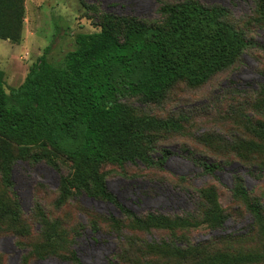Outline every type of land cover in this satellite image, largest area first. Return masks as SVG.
I'll list each match as a JSON object with an SVG mask.
<instances>
[{
  "label": "trees",
  "instance_id": "obj_1",
  "mask_svg": "<svg viewBox=\"0 0 264 264\" xmlns=\"http://www.w3.org/2000/svg\"><path fill=\"white\" fill-rule=\"evenodd\" d=\"M24 2L0 0V38L16 43L21 40ZM160 12V22L112 13L99 15L100 30L78 33L76 47L66 53L62 66L49 60L48 49L24 82L10 91L0 72V174L6 191L0 195V231L9 230L27 240L32 236L18 200L12 197L15 161L45 160L55 165L61 156L71 163V172L61 178L57 208L86 195L113 204L121 213L106 217L125 242L111 264H264V205L240 177H236L231 192L252 217L250 232L259 237L261 253L220 245L222 240L247 235L192 240L193 230L205 226L214 231L226 224L228 215L215 185L183 188L193 208L172 214H139L120 203L108 188L104 165L142 164L161 169L167 157L157 155L161 136L185 129L181 119L142 112L129 100L162 104L179 82L199 87L235 65L247 49L264 51V42L229 21L224 7L184 0L163 5ZM254 12L255 23L264 27V0H255ZM252 107L264 115V94ZM243 131L246 137H237L234 144H250L258 151L244 155L237 148L232 152L262 169L264 159L259 153L264 150V121L247 117ZM193 161L214 178L223 168L222 163L203 158ZM36 214L41 239L28 244V256H57L81 264L73 249L74 238L81 233L68 229L60 218H49L40 205ZM100 224L92 220L91 228L99 231ZM153 232L163 236L141 237Z\"/></svg>",
  "mask_w": 264,
  "mask_h": 264
},
{
  "label": "rangeland",
  "instance_id": "obj_2",
  "mask_svg": "<svg viewBox=\"0 0 264 264\" xmlns=\"http://www.w3.org/2000/svg\"><path fill=\"white\" fill-rule=\"evenodd\" d=\"M184 0H25L21 40L13 42L0 38V72L8 91L20 86L30 68L48 50L49 60L63 65L67 52L75 49V37L81 32L99 31L97 17L103 13L134 16L148 22L163 20L160 9L165 4ZM207 6L224 7L228 20L244 29L248 36L264 42V27L255 23V0H197ZM264 94V51L258 47L247 49L240 60L199 87L179 82L167 93L162 104H146L139 99L129 102L140 111L159 118L181 119L183 132L165 133L159 141L157 155L166 154L163 168H148L142 164L118 166L106 164L103 171L110 191L120 203L139 214L159 211L179 213L193 208V202L182 190L215 185L220 202L228 215L223 229L211 231L202 226L191 232L199 242L213 237L229 238L247 235L236 240H222V247L233 251L262 252L260 239L250 232L252 217L245 206L231 192L236 177H240L253 196L264 205V167L246 163L232 151L251 155L258 151L250 144L235 143L246 137L247 117L264 121V115L252 107ZM264 111V110H263ZM262 150V149H261ZM230 154L229 157L223 155ZM264 159V150L259 153ZM258 154V155H259ZM203 158L220 162L218 178L206 174L193 161ZM55 165L43 160L34 162L18 159L12 169L13 198L20 204L22 216L30 224L31 239L19 238L9 230L0 231V264H72L57 256L30 258L29 243L41 239V225L36 214L42 206L51 219H62L68 229L81 234L74 238L73 249L81 264H111L121 246L125 245L111 229L106 217L120 216L119 209L86 195H80L63 208H57L61 178L71 172V163L58 156ZM1 181L0 195L5 194ZM99 221L100 230L91 228V221ZM162 232L142 234L141 237L160 238ZM122 241V242H121Z\"/></svg>",
  "mask_w": 264,
  "mask_h": 264
}]
</instances>
